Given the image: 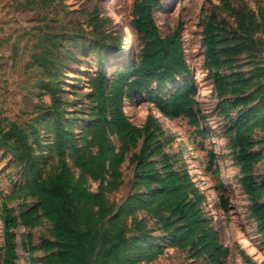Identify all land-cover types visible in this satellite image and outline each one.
Segmentation results:
<instances>
[{"label":"trees","instance_id":"obj_1","mask_svg":"<svg viewBox=\"0 0 264 264\" xmlns=\"http://www.w3.org/2000/svg\"><path fill=\"white\" fill-rule=\"evenodd\" d=\"M46 3L53 5L56 0H46ZM155 4L156 0H139L135 7V23L145 40L137 62L117 64L111 72L104 64L107 53L124 62L130 56H125L121 47L106 44L108 34L104 26L113 23V19L101 16L98 8L91 13L92 46L99 61L91 92L93 118L82 132V139L91 137L90 143L96 146L94 152L77 144L73 130L77 120H65V110L56 98L42 116L49 118L52 133L48 161L43 156L40 161L35 157L38 132L35 121L28 126L0 122V147L25 165L27 183L23 191L37 202L20 218L26 226L33 227L42 215L52 226L53 240L44 244L51 264H127L137 260L141 244L137 238L142 235L145 242L152 236L144 218L134 221L135 233L129 235L125 219L134 213H144L154 219L164 240L173 248L187 251L195 260L225 264L229 256V249L222 245L202 210L201 204L206 198L186 164L183 152L188 147L180 154L184 169L178 170L159 139L164 134L161 124L148 117L143 127H137L124 112V98L134 99L136 94L151 89L149 100L157 105L164 118L171 121L184 118L192 126L199 127L198 87L192 78L187 79L190 72L181 40V24L172 33L162 35L152 14ZM258 16L255 12L244 11L237 26L227 30L226 25L211 14L204 24L203 45L204 64L212 73L219 98L217 107L229 119L234 134L235 159L243 175L242 186L264 244V203L261 202L264 184L256 181L253 175L262 157L256 149L255 131L256 128L264 130V66L254 65L250 72L234 67L238 57L258 46L251 30L254 27L264 31V20ZM46 37L48 49L44 63L54 68L52 53L58 51L63 35ZM46 75L50 79L46 86L52 88L57 70H49ZM179 76L186 79L167 97H160L166 85ZM232 108L238 109L235 117L228 116ZM109 135L132 146L143 136L140 150L134 156V192L119 205L110 203L105 197L107 173L124 162ZM156 155H159L158 161L153 160ZM50 161L54 162L56 171L45 172L44 166ZM158 164L161 167H157ZM88 177L99 181L95 191L87 186ZM108 186L115 184L109 182ZM224 207H228L225 200ZM9 212L4 208V231L10 257L4 259L3 264H13L14 259L8 230L15 225V219ZM162 248L163 244H153L147 252L154 257Z\"/></svg>","mask_w":264,"mask_h":264},{"label":"rangeland","instance_id":"obj_2","mask_svg":"<svg viewBox=\"0 0 264 264\" xmlns=\"http://www.w3.org/2000/svg\"><path fill=\"white\" fill-rule=\"evenodd\" d=\"M139 0H0V122L3 125L15 123L28 126L35 121L38 132L35 135V157L48 161L51 155V126L49 118L43 117L51 108L54 98L60 100L66 118H75L73 130L77 144L90 152L96 146L91 137L82 139V132L91 124L93 100L91 92L93 78L99 61L92 46L93 32L89 25L91 13L110 16L113 23L104 29L108 36L106 44L127 47L129 33L130 57L127 62L107 53L104 62L111 72L117 64L137 62L145 40L135 23V7ZM54 6V7H53ZM244 11L259 14L264 20V0H156L152 14L162 35L172 33L181 24V40L190 75L198 87L196 97L199 127L192 126L187 119L168 120L162 116L157 105L149 100L151 89L136 94L134 99L124 98V112L128 120L137 127H143L152 117L161 124L164 134L159 138L164 152L169 154L174 167L184 169L180 156L184 152L193 180L205 194L201 204L206 218L216 230L220 242L229 249L225 264H264V244L257 230L256 219L250 210V201L245 194L241 179L243 175L235 159L233 132L229 119L217 107L212 73L205 67L203 28L206 19L214 14L227 27L235 28ZM252 35L258 42L254 51L238 57L234 67L250 72L254 65L264 66V31L252 28ZM63 35L58 51L52 53L55 66L44 63L48 49V35ZM67 36V37H66ZM57 70L54 86L48 88L46 75ZM185 76H179L168 83L159 94L167 97L181 85ZM238 109L228 114L235 117ZM37 119L39 120L37 122ZM116 152L124 158L119 167H113L106 175L105 197L110 203L121 204L134 192V156L140 150L143 136L136 146L123 142L115 135H109ZM256 149L262 153L253 175L264 184V130L256 128ZM213 154V156H212ZM158 161L159 155L153 157ZM69 165L72 166L71 162ZM45 172H54L53 161L48 162ZM157 167H161L160 164ZM78 173L77 170H75ZM25 165L20 164L10 152L0 147V264L10 257L6 247L4 231V208L15 219V225L8 230L13 245V264H51L45 242L53 240L52 226L41 214L38 223L26 226L20 218L36 205V199L23 191L26 186ZM112 182L115 186H108ZM99 181L88 177L87 186L95 191ZM224 200L228 207H224ZM264 203V196L261 199ZM35 218L38 214L34 215ZM144 218L152 238L142 241L137 260L127 264H205L195 260L187 251L173 248L164 234L156 229V222L144 213H134L125 219L129 235L135 231V220ZM153 244H163L159 255L151 257L147 252ZM143 251V253H141Z\"/></svg>","mask_w":264,"mask_h":264},{"label":"bare ground","instance_id":"obj_3","mask_svg":"<svg viewBox=\"0 0 264 264\" xmlns=\"http://www.w3.org/2000/svg\"><path fill=\"white\" fill-rule=\"evenodd\" d=\"M127 35L130 36L129 33H128ZM128 36H127V47H126L125 52H124V53H125V56L128 55V54H130V46H129V44H128V43H129V38H128Z\"/></svg>","mask_w":264,"mask_h":264}]
</instances>
